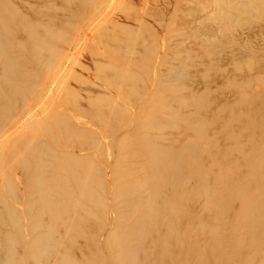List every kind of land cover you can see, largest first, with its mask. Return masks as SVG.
I'll return each mask as SVG.
<instances>
[{"label":"rangeland","instance_id":"1","mask_svg":"<svg viewBox=\"0 0 264 264\" xmlns=\"http://www.w3.org/2000/svg\"><path fill=\"white\" fill-rule=\"evenodd\" d=\"M0 8L14 14L2 18L0 45L13 44L11 58L29 67L21 81L0 80L8 112L0 188L14 179L38 201L20 170L43 160L50 191L41 203L56 215L58 242L112 234L126 256L127 219L150 234L147 255L159 264H196L199 255L203 264H264V0H0ZM11 81L26 90L18 101ZM39 144L74 155L75 167L44 158ZM87 167L89 184L73 192L72 175ZM0 209L1 227L28 242L8 203ZM91 243L104 254V242Z\"/></svg>","mask_w":264,"mask_h":264},{"label":"bare ground","instance_id":"2","mask_svg":"<svg viewBox=\"0 0 264 264\" xmlns=\"http://www.w3.org/2000/svg\"><path fill=\"white\" fill-rule=\"evenodd\" d=\"M15 11V10H14ZM0 26L4 27L2 24V18L4 16H10L13 14L9 8H6L3 11L0 8ZM14 15V14H13ZM15 16L13 17V20ZM17 20L24 21L23 17H17ZM27 22L30 23L29 20ZM31 24V23H30ZM32 29L30 30V38L33 42V48H37L40 46L38 41H35L32 35L38 33V29L36 25H32ZM3 35H0V41L3 40ZM58 38L63 39V35L60 33ZM13 44L10 45H0V74L1 79L4 81H8L7 77L18 78L19 81L25 78L29 71L28 64L22 59H12L9 51H12ZM19 74H24V76H17ZM19 81H11L10 85L14 88V101L20 100V98L26 93L25 88H22V83ZM3 103L1 93H0V104ZM18 104V102H17ZM6 106H3L0 110V120H6L7 111ZM34 150H41L44 153H41L42 156L54 163L62 164L63 167L73 169L75 167V163H77L78 158L74 155L59 154L56 151H51L48 148H45L44 145L39 144L37 148ZM37 153H40L36 151ZM36 165H34L30 170L27 166H22L20 173L22 177L20 180L25 185L24 191L36 192L37 200H31L26 196L24 198L22 196L21 191L17 188L14 179H8L7 186L0 188V201L7 205L8 203V212L7 217L9 221H11V226L16 231H21L22 234L26 237L31 238L28 242H20L19 233L9 234L11 232L3 229L2 226L6 224L4 217L0 218V264H159L154 261V254L151 256L147 255L146 244L151 239L150 234L143 231L138 223L130 222L127 219H124L125 229L130 236L129 242H126L125 249L128 251V255L121 254V247L117 242H112L113 236L112 234L104 235V236H96V235H86L85 239L81 237L72 238L71 240L59 241L54 234L61 235L60 232L56 229V215L51 209V205L47 202L41 201L47 197L49 193V188L44 189L46 187L41 183L40 177L43 174L44 162L43 160L36 161ZM84 174L82 175H72L73 179V192H75V188L77 187L80 191L83 187H86L89 184V180L86 179L88 175H90V168L87 167L84 169ZM89 172V174H88ZM66 179V178H62ZM8 192V194H1L2 192ZM2 197H6L2 198ZM117 203L118 199L115 198ZM250 201V198L244 197L243 200L239 198V208L246 207V203ZM20 204L21 211L17 212L12 205ZM69 205H76L75 203H69ZM128 207V203H123L119 206L120 212L126 210ZM31 209L34 211L31 212ZM1 211V209H0ZM64 211L61 214H65L66 217L71 218V216ZM86 217H92L93 223L98 224L100 219L93 213H86ZM120 214V213H119ZM58 215V214H57ZM72 219V218H71ZM74 220V219H72ZM76 221V220H74ZM45 228L40 232L38 231L40 228ZM75 226L69 223H60L59 229H63L64 231L72 230ZM25 229V230H24ZM179 242L182 240L178 237ZM104 242L103 247L106 248L104 254L99 251V246L92 244L91 242ZM54 245V246H53ZM60 246L63 247V252L66 250L70 253H65V256L57 257L55 261H50V258L45 256V253L48 251L50 253L58 252ZM78 252L81 254L82 259L78 260L71 256L73 252ZM72 252V253H71ZM142 252V258L141 253ZM76 257L77 254H74ZM222 256V254H220ZM46 260V263L44 262ZM196 264L202 263V256L199 255Z\"/></svg>","mask_w":264,"mask_h":264}]
</instances>
